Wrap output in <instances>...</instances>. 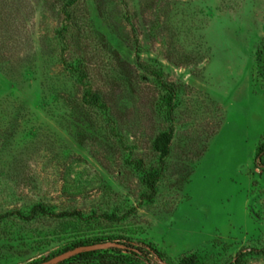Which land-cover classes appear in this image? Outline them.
<instances>
[{
  "label": "rangeland",
  "instance_id": "374dc122",
  "mask_svg": "<svg viewBox=\"0 0 264 264\" xmlns=\"http://www.w3.org/2000/svg\"><path fill=\"white\" fill-rule=\"evenodd\" d=\"M107 248L264 264V0H0V264Z\"/></svg>",
  "mask_w": 264,
  "mask_h": 264
},
{
  "label": "trees",
  "instance_id": "16d2710c",
  "mask_svg": "<svg viewBox=\"0 0 264 264\" xmlns=\"http://www.w3.org/2000/svg\"><path fill=\"white\" fill-rule=\"evenodd\" d=\"M95 243H98V242H94L91 244H95ZM85 245H88V244H83V243L74 244L73 246L65 248L64 250H62L58 254L68 252V251L74 250L75 248L85 246ZM121 253L122 252L119 248H107L104 250H102V249H87V250H81L77 253H74V254L68 256L67 258H63L61 260H58V261L50 263V264H77V263H80L82 261L90 262L93 259L113 257V256H117V257L119 256L121 258L122 257L123 258L129 257L128 255H124ZM58 254L44 258L42 260H37V261L30 263V264H41L43 262H47L51 258H53L54 256H57ZM179 264H198V263L196 262V260L192 256H185L181 259Z\"/></svg>",
  "mask_w": 264,
  "mask_h": 264
}]
</instances>
